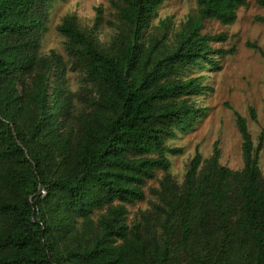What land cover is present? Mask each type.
<instances>
[{"label": "trees", "instance_id": "1", "mask_svg": "<svg viewBox=\"0 0 264 264\" xmlns=\"http://www.w3.org/2000/svg\"><path fill=\"white\" fill-rule=\"evenodd\" d=\"M51 1L0 0V264H264L262 139L255 147L245 119L235 114L240 171L221 166L215 146L177 184L166 157L181 153L166 143L209 92L182 76L233 52L213 47L226 37L203 34L204 22L232 25L247 0H196L174 32L151 26L170 0H110L103 41L101 8L92 28L64 16L55 31L68 69L89 87L79 97L62 57L40 52ZM157 171L150 210L127 224Z\"/></svg>", "mask_w": 264, "mask_h": 264}, {"label": "rangeland", "instance_id": "2", "mask_svg": "<svg viewBox=\"0 0 264 264\" xmlns=\"http://www.w3.org/2000/svg\"><path fill=\"white\" fill-rule=\"evenodd\" d=\"M98 8L103 13L98 39L103 41L112 33L107 23L113 13L110 0H52L47 10L46 32L40 52H55L62 57L67 63V87L78 97L87 94L89 87L83 83L80 72L68 69L65 40L56 33L55 27L64 16L74 15L83 26L92 28ZM196 9V0L167 1L159 8L151 26L157 27L160 22L169 21L170 32L177 31L189 16L196 14ZM202 33L224 35L225 42L213 47L233 52L213 57L219 69L202 64L182 76V79L199 78L209 92L193 99L199 113L191 127L184 132H176V138L166 143L169 149L181 150L179 155L166 156L171 163L168 173L177 184H182L193 157L199 154L204 162L211 157L215 146L220 152L219 164L232 171H240L243 167L241 137L235 125V114H238L245 119L255 147L262 139L258 165L264 176V57L261 54L264 53V0H247V6L236 11V21L232 25L205 21ZM58 81V69L55 68L49 82L50 94ZM163 177V173L157 171L156 179L149 181L144 188L145 200L127 207V224H131L140 213L150 210L155 200L151 192L159 188Z\"/></svg>", "mask_w": 264, "mask_h": 264}]
</instances>
